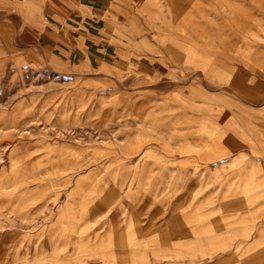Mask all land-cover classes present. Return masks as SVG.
<instances>
[{
	"label": "crops",
	"instance_id": "0c3cea01",
	"mask_svg": "<svg viewBox=\"0 0 264 264\" xmlns=\"http://www.w3.org/2000/svg\"><path fill=\"white\" fill-rule=\"evenodd\" d=\"M1 10L27 18L40 104L101 128L31 139L0 171V264H264V0Z\"/></svg>",
	"mask_w": 264,
	"mask_h": 264
},
{
	"label": "rangeland",
	"instance_id": "374dc122",
	"mask_svg": "<svg viewBox=\"0 0 264 264\" xmlns=\"http://www.w3.org/2000/svg\"><path fill=\"white\" fill-rule=\"evenodd\" d=\"M26 19L14 11H0V171L5 177L9 175L8 172H15L14 168H6L7 162L20 161L24 164L34 160V156L38 155L29 152L28 147H24L31 139L39 140L41 136L48 135L49 142L50 140L55 142L57 133L60 134L63 131L66 133L68 129H74L75 135L83 138L87 135L89 123L93 128L95 124L97 129L101 128L99 126L101 122L54 120L57 106L53 98H49L47 104H40L39 93L48 88L43 90L38 84L41 80L45 81L47 77L45 74L26 71L31 60L36 64H40L41 61L39 52H36L38 54L33 57L24 55V49L29 45L22 37ZM49 76L52 78L51 75ZM31 83L33 85L30 88ZM48 91L52 92L55 89H48ZM67 107V109L63 107L59 110L61 115L70 112L71 106ZM41 116L44 117L43 120L40 119ZM67 117L69 115H63V118ZM63 137L67 140L72 135L68 131ZM67 143L71 144V140ZM48 150V160H54L55 152L51 151L50 147ZM87 155L86 151L72 154L65 148L63 159L65 162L72 159L82 161L87 159ZM11 166H14L13 163ZM38 171L36 169L32 175H36ZM54 171L49 168V175Z\"/></svg>",
	"mask_w": 264,
	"mask_h": 264
},
{
	"label": "bare ground",
	"instance_id": "6f19581e",
	"mask_svg": "<svg viewBox=\"0 0 264 264\" xmlns=\"http://www.w3.org/2000/svg\"><path fill=\"white\" fill-rule=\"evenodd\" d=\"M182 46V45H181Z\"/></svg>",
	"mask_w": 264,
	"mask_h": 264
}]
</instances>
